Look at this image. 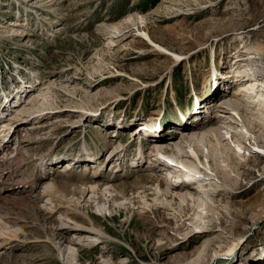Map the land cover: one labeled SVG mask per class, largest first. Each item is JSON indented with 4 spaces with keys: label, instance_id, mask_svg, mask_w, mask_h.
Wrapping results in <instances>:
<instances>
[{
    "label": "rangeland",
    "instance_id": "374dc122",
    "mask_svg": "<svg viewBox=\"0 0 264 264\" xmlns=\"http://www.w3.org/2000/svg\"><path fill=\"white\" fill-rule=\"evenodd\" d=\"M33 1L0 0V96L13 88L0 113L13 126L0 125V264H264V127L237 94L246 73L264 81V0H168L154 14L163 0H39V18L23 10ZM16 14L21 35L5 32ZM129 16L182 57L160 54ZM103 22L119 25L113 42ZM239 63L243 75L227 76ZM239 145L257 151L251 166ZM168 157L226 192L195 205L155 180L139 189L142 168ZM166 165L158 182L181 169ZM108 178L126 182L127 198L91 192ZM52 179L89 191L57 194L60 205L46 195Z\"/></svg>",
    "mask_w": 264,
    "mask_h": 264
},
{
    "label": "bare ground",
    "instance_id": "6f19581e",
    "mask_svg": "<svg viewBox=\"0 0 264 264\" xmlns=\"http://www.w3.org/2000/svg\"><path fill=\"white\" fill-rule=\"evenodd\" d=\"M48 1V0H47ZM49 1H54V0H49ZM171 1H176V0H171ZM164 2H168V0H163L161 3H160V5H159V8L158 9H154V11H152L151 12V14H154V13H156V12H158L159 10H160V8L161 7H163L164 6ZM42 4V2L41 1H39V0H34L33 1V3L29 6V7H27V6H23V10L25 11H27V13L26 14H28V13H36V16L38 17V15H39V12H38V10L37 9H35L34 10V12H33V10L32 9H34L35 7H38L39 5H41ZM31 6H32V8H31ZM27 7V8H26ZM21 12V11H20ZM38 12V13H37ZM23 13V12H22ZM17 15V18H15V19H12V20H10V22L6 25V30H5V32L7 31L8 33L9 32H17V35L19 34V35H21L22 33L24 34V28H28V27H26V26H22V24H28L27 23V18H23V16H22V14H16ZM20 15V16H19ZM39 18V17H38ZM139 18V20L140 21H142V22H145V19H147V18H145L144 17V15L143 16H139L138 17ZM26 19V20H25ZM135 20H136V18H134V17H132V16H129V17H127V19H125V22L126 21H130V22H133V24L134 25H136L137 24V31H139V32H141V33H143L144 35H145V37H146V40H148V42H149V44H152L153 46V48H155L156 50H158V51H160L159 53L160 54H164V52H163V50L165 51V52H167V53H169V54H171L173 57H174V60L176 61L177 59L179 60L181 57H182V54H180V53H177L176 51H173V50H170V49H168L167 47H165L164 45H162V44H160V43H158V42H156L155 41V39H153V37H151V35H150V33L148 32V29H147V27H146V25L145 24H139V23H135ZM139 22V21H138ZM120 27H119V25L117 24V23H113V24H108V23H105V22H103L102 24H100L99 25V29L102 31V32H107L106 33V35L108 36V38H109V42H113V39H111L110 37H112L111 35H112V33H114V32H116L117 30H120L119 29ZM61 29V28H60ZM1 36L2 37H5L6 39H10V38H7L6 36H8V37H10V35H8V34H6V33H4V34H2L1 33ZM28 44V43H27ZM240 52H241V50H240V48L239 47H237L236 49H235V51H234V55H236V56H238V55H240ZM245 58H243V59H241V60H244ZM16 66H18V64L17 63H15V67ZM221 75H222V73H221ZM239 75H243V73H242V71H240V63L238 64V66H234V65H232L231 66V71L228 73V75L227 76H230V77H235V76H239ZM246 75H247V77L249 78V79H247V80H244V78H242L243 79V81L244 82H241V83H239V85H238V91H237V94H239V95H241V94H244L247 98H241L244 102H247V104H245V107H247L248 109H249V105H253L255 108L257 107V110L255 109V110H253V113H255V114H257V115H260V116H262V118H261V122H260V124H262V126L264 127V81L263 80H261V79H258V78H255V76H256V74L253 72V73H246ZM130 77L133 79V80H135V81H137V82H139V80H140V78L138 77V76H136V75H133V74H130ZM222 78V77H221ZM216 79L217 80V82H216V85L218 86L219 84L221 85V83H223L222 81H223V78L222 79ZM241 79V78H240ZM242 81V80H241ZM17 87H19V82L17 83V85H16ZM29 86H33V84H30ZM26 87H28V86H26ZM220 88V87H219ZM173 91H174V88L172 89ZM41 91V90H40ZM195 91L197 92V93H199L196 89H195ZM8 92H11V90H9ZM12 94V93H11ZM236 94V95H237ZM39 95H42L43 97H41V98H45V96H44V94L42 93V92H40L39 94H37V97L39 96ZM242 96V95H241ZM36 97V96H35ZM8 97H5V96H0V113H4V111H6V109L7 108H9V105H8ZM38 99V98H37ZM240 99V98H239ZM39 100V99H38ZM241 100V101H242ZM226 103V105L228 106V107H232L233 109H236V110H238V109H240V103L238 102V103H235V102H232V101H230V100H228V101H226L225 102ZM3 104H4V106H3ZM29 104V103H28ZM34 104V103H33ZM21 105V104H20ZM20 105H18V106H16L15 108L19 111V113L20 112H24V107L23 108H21L20 109ZM32 105V104H31ZM226 106V107H227ZM31 107V106H30ZM37 108V107H36ZM25 109L27 110V108L25 107ZM81 109L82 110H84L85 108L82 106L81 107ZM32 110V109H31ZM26 112V111H25ZM51 112V111H50ZM3 115V114H2ZM2 115H1V117H2ZM257 118H259V116L257 117ZM10 118H8L7 120L5 119L4 121H0L1 123H0V125L1 126H3L4 127V129L2 130L3 132H7L8 130L10 131V129H12V128H10L11 126H12V124L11 123H9L8 122V120H9ZM19 125V124H18ZM18 125L16 124V127L15 128H17L18 127ZM0 126V127H1ZM13 127V126H12ZM1 131V132H2ZM11 132V131H10ZM8 134H9V132L8 133H5V136L3 135V137L5 138V137H7L8 136ZM24 136H25V134H23ZM22 135V136H23ZM22 136L20 137L21 138V141L19 142L20 144H24V143H26L25 142V139L24 138H22ZM2 140V139H1ZM4 140V139H3ZM2 140V141H3ZM85 139H83V144L85 145ZM1 142V141H0ZM4 145V144H3ZM83 145V146H84ZM6 146V145H5ZM87 146L85 145L84 146V150L85 151H87V148H86ZM239 148H240V151L238 150V152H242V154L240 155V157H242L243 158V161L246 163V165H248V166H251L253 163H254V161H255V159H256V154L255 153H257V151H254L253 150V154L251 155V157H248L247 155H246V151L247 150H249L247 147H244V146H241V145H239ZM238 148V149H239ZM17 150L19 151V153H18V155L12 160V161H17V159H20V157H21V153H25V148H24V146H20L19 145V147L17 148ZM154 150H155V148H153V149H151V152L152 153H154ZM160 151V150H159ZM158 150L156 151L155 150V152H157L158 154H160L161 155V153L159 152ZM250 151V153H252V150H249ZM12 152V151H11ZM117 154V152H114L113 154H112V157L113 156H115ZM258 154V153H257ZM154 155V154H153ZM188 155V154H187ZM259 156H260V154H259ZM160 157V156H159ZM162 157V156H161ZM160 157V158H161ZM195 157L197 158V160H199L200 161V157H199V155L198 154H195ZM160 158H155V161L152 163V165H148V166H144V168H142V170H143V173H141V174H138L137 175V178H136V183H137V185H138V183H141V184H143V185H139V186H137L139 189L140 188H143V187H145V185H147L146 183H147V181L146 180H149L150 181V183H151V181H156L157 182V184L158 185H163V184H167V186H168V188H169V190H168V192H176L177 193V195H179V196H184V198L187 200V201H191L193 204H198V202L199 201H202L203 202V200H205L204 198L205 197H209V196H212L213 194H215L216 193V196L217 195H219V194H222L225 190H216L215 192H213L212 193V191H211V189H210V185H209V182H207V180H208V173H207V170H205L203 167H196V166H194V167H191V166H186V164H184V163H181V164H177L176 163V161L175 160H173V159H171V158H169V159H165L164 160V158H163V161L161 160V165L160 164H158V160L157 159H160ZM167 158V157H166ZM213 159H215L214 157H212V160ZM164 161H165V163H166V161H167V165L165 166V167H167L166 169H167V171L170 169V165L172 166V165H178V167H181V169H179L180 171L179 172H177V173H174L175 171H173V173H172V171H169L168 173H169V177L168 176H166V178L165 179H159L160 181L158 182L157 180H156V175H157V171H158V168H160L159 166H163V164H164ZM214 161V160H213ZM4 162V161H3ZM139 164V163H138ZM3 165V164H2ZM174 167V166H173ZM177 167V166H176ZM175 168V167H174ZM173 168V169H174ZM0 170H2V172L5 170V168L3 167L2 169H1V163H0ZM135 171V170H134ZM152 173H154V175L152 174ZM156 174V175H155ZM45 175H48V174H44V176ZM167 177L169 178V179H171L170 181H174V182H176V183H173V182H168V180H167ZM48 178V177H47ZM212 178V177H211ZM211 178H209V179H211ZM114 179H115V177H114ZM113 179V180H114ZM264 179V177L262 178V180ZM113 180L112 179H110V178H108L107 179V181H105V182H103V183H100V181H95V180H91V186L92 187H89V188H92V190H91V192H93V193H98L97 191V189H98V187H101L100 186V184H104V185H108L109 186V189L110 190H112V191H114L115 192V194H114V197L112 198V200L114 201V203L115 202H117L119 199H123V198H127L126 196H127V184H126V182H123V183H113ZM143 181H146V182H143ZM188 181V182H187ZM191 181H193V182H195L196 183V185H198V187H200V189H198V187L196 186V187H194L195 185L193 184V183H191ZM51 182H52V184L50 185V187L47 189V193H46V195H48L50 198H51V200L52 201H54V199L56 198V197H58L57 196V194H59L60 196H61V199L60 200H62V197L63 196H66V194L65 193H71V194H73V195H75L76 193H82V195H84L85 194V192L86 191H89V190H87L88 189V186H87V184L89 183V182H87V181H83L82 182V184L80 185V186H78V185H73L74 186V189H73V191H71L70 190V187H71V184H68L67 182H63V183H61V182H59V181H56V180H51ZM149 183V182H148ZM187 184V185H186ZM97 185H99L98 187H97ZM136 185V184H135ZM81 186H84L83 188L81 187ZM136 187V186H135ZM161 187V186H160ZM96 188V189H95ZM75 190V191H74ZM145 191H147L146 190V188L144 189V191H142V193H144ZM226 192V191H225ZM88 193V192H87ZM227 193H229V192H227ZM145 194H146V192H145ZM144 194V195H145ZM96 195V194H95ZM146 196V195H145ZM203 199V200H202ZM56 200H57V203H58V201H60L59 199H57L56 198ZM129 201H130V203H133V198H129ZM146 202V201H145ZM61 204L63 203V201L62 202H60ZM60 203H58V204H60ZM57 204V205H58ZM60 204V205H61ZM77 204H79V202L77 203ZM188 204V203H187ZM63 205V204H62ZM202 205V204H201ZM67 206V205H66ZM78 206V205H77ZM59 207V206H58ZM61 207V206H60ZM78 209V208H77ZM63 214L67 217V218H71V216H70V213H71V211L70 210H72V208L69 210L68 208H63ZM76 210V209H75ZM74 211V210H73ZM75 212V211H74ZM76 213V212H75ZM72 214V216H73V212L71 213ZM77 214V213H76ZM88 217H90V216H88ZM75 218V217H74ZM91 219V218H90ZM94 229H92V230H94V231H96V232H99L100 234L101 233H103V231L100 229V228H97V226L96 227H93ZM182 228V227H181ZM181 228L180 227H178V230H181ZM15 233V232H14ZM0 234L1 235H6L7 233H5L4 231H0ZM166 234V233H165ZM7 235H9V234H7ZM5 236V237H8V236ZM12 236H16V233L15 234H13ZM166 236H167V234H166ZM167 238H171V236H167Z\"/></svg>",
    "mask_w": 264,
    "mask_h": 264
}]
</instances>
